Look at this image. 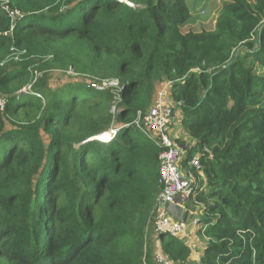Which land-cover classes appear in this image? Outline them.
I'll list each match as a JSON object with an SVG mask.
<instances>
[{"label": "trees", "instance_id": "obj_1", "mask_svg": "<svg viewBox=\"0 0 264 264\" xmlns=\"http://www.w3.org/2000/svg\"><path fill=\"white\" fill-rule=\"evenodd\" d=\"M52 69L117 79L118 114ZM161 81L201 154L194 264H264V0H0V264L189 262L151 218L163 148L132 123Z\"/></svg>", "mask_w": 264, "mask_h": 264}, {"label": "built area", "instance_id": "obj_2", "mask_svg": "<svg viewBox=\"0 0 264 264\" xmlns=\"http://www.w3.org/2000/svg\"><path fill=\"white\" fill-rule=\"evenodd\" d=\"M4 8L10 13L12 18L20 16V12L5 5ZM115 84V89L110 86ZM90 85L97 90L111 89L115 101L111 112L116 116L121 101V85L116 79L92 82ZM31 87L23 90L29 92ZM171 82H165L155 92L151 107L145 112L139 110L135 120L132 122L146 137L151 138L157 145L163 148L159 155V183L160 192L156 199L155 208L151 214L155 228L158 232L180 238L187 233L190 228L198 227L201 223L202 214L193 210L185 219L176 220L173 215L174 206L181 200H194L198 190V176L202 173V165L199 156H192L188 159L184 155L183 149L171 136V125L173 123L175 110L171 103ZM114 124L108 131H104L97 136L102 142H107L114 138L120 128ZM189 165L193 172L183 170L184 165ZM201 208V207H200ZM202 211V210H201ZM156 260L160 264H173L163 256L161 252L156 254Z\"/></svg>", "mask_w": 264, "mask_h": 264}, {"label": "rangeland", "instance_id": "obj_3", "mask_svg": "<svg viewBox=\"0 0 264 264\" xmlns=\"http://www.w3.org/2000/svg\"><path fill=\"white\" fill-rule=\"evenodd\" d=\"M187 2H188V5L190 7V10L192 12H199L205 6V4L207 3V0H187ZM38 75L42 76L45 79L46 84L49 87H53V88L61 86V85H64V84H67L68 82H82V83H86V84L89 83V82L92 83L90 81V79L88 77H86L85 75H78V74L74 73L72 70L63 71V70L52 69V70H48L45 73H42V72L38 71ZM109 80H112V79H109ZM164 83L165 82H163V81L156 83L155 91H154L153 97H152V103H153V99H154L156 90L161 85H163ZM114 85L115 84H111L110 86H112V88H114L115 92H116V88L117 87L114 86ZM171 103H172V105L174 107V103L172 101V95H171ZM174 110L176 111L175 107H174ZM113 123H115V121H113ZM183 129H182V132L185 134L184 136H188L189 137V135L186 132V128L183 127ZM195 155L201 157L200 153H197ZM186 166H187V170H186L185 174H188L189 171L193 172L188 164ZM199 175H201V174H199ZM201 210L202 209L199 207V209H197V212L202 214ZM173 215L175 216L176 220H181V219L184 220L185 216H186V215L182 214V212L179 210V208H175L174 209ZM193 233H195V231H193ZM181 239H182L183 242L186 243V241L183 238H181ZM194 239H196V240H195V243L193 244V247H192L193 250H194L193 251V255H192L191 259L189 260V262L187 264L199 263L200 257L202 256V249L207 243V240H205L203 237H199V234H197V235L194 234Z\"/></svg>", "mask_w": 264, "mask_h": 264}, {"label": "crops", "instance_id": "obj_4", "mask_svg": "<svg viewBox=\"0 0 264 264\" xmlns=\"http://www.w3.org/2000/svg\"><path fill=\"white\" fill-rule=\"evenodd\" d=\"M180 120H181V112L176 109L175 115H174V119H173V123H172L171 128H170V130H171V136L175 140H178L179 139V140H181V141L184 142V143L183 142H180L178 144L181 145L183 147V149H186L184 155H187L188 154L187 147L189 145H191L192 143H194V142H193V139H191L190 137L184 136L185 134L182 132L183 127H182V125L180 123ZM183 170H186V165H184ZM174 207L175 208H179V210L182 212V214H184L186 216L190 215V213L193 211V209L190 208V205L189 206L187 205V200H181L179 202V204H177ZM197 209H199V208H197ZM197 230H198L197 227L190 228L187 231V233H185L184 235H182L180 237V238H183L186 241V243L191 247L192 253L194 251L192 247H193V244L195 243V240H196V239H194V234L195 235L198 234V231ZM193 231H195V233H193ZM204 247H203V249H204ZM203 249H202V252H203Z\"/></svg>", "mask_w": 264, "mask_h": 264}]
</instances>
